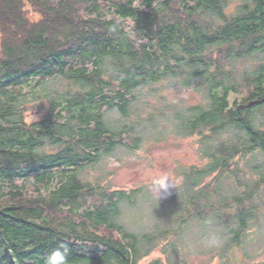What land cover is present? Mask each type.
<instances>
[{
	"label": "trees",
	"instance_id": "trees-1",
	"mask_svg": "<svg viewBox=\"0 0 264 264\" xmlns=\"http://www.w3.org/2000/svg\"><path fill=\"white\" fill-rule=\"evenodd\" d=\"M57 79L64 90L46 91ZM169 86L201 99L168 103ZM33 109L45 113L30 122ZM167 128L198 137L208 163L180 171L177 229L138 235L117 217L145 188L84 173ZM225 180L243 191L212 203ZM263 211L264 0H0V264H44L59 245L69 264H142L143 242L148 254L159 235L170 255L211 215L228 248Z\"/></svg>",
	"mask_w": 264,
	"mask_h": 264
},
{
	"label": "rangeland",
	"instance_id": "rangeland-1",
	"mask_svg": "<svg viewBox=\"0 0 264 264\" xmlns=\"http://www.w3.org/2000/svg\"><path fill=\"white\" fill-rule=\"evenodd\" d=\"M126 27L132 31L133 24L126 23ZM138 42H144L141 36L134 35ZM46 91L53 93L55 90H64L65 81L62 79L51 80L45 83ZM42 92V94H44ZM168 103H183L185 105L198 102L201 97L192 91L185 90L176 86L165 88L163 92ZM152 100V98L150 99ZM153 102L158 103L157 100ZM45 110L38 111L33 109L28 114V121L34 122L41 119ZM112 121H116L119 115L116 113L110 116ZM150 132V131H149ZM137 135H140V129ZM142 135V134H141ZM146 135V134H145ZM201 145L198 137H179L175 135L171 128L165 129L158 138L148 137L136 151L127 154L126 152L115 153L106 159V165L97 169L88 168L84 175L90 180L103 178L109 184L119 189L148 188L151 183L152 175L165 172L173 187L169 189V195L159 201L158 207L154 208L153 215H149L142 228L134 233L138 235H157L162 229H177V219L179 213L169 214L170 207L179 201L184 179L180 175L183 168L190 166H204L208 160L201 154ZM261 158H256L252 164L260 163ZM241 167L245 164L242 162ZM247 183L251 184L259 177L257 173H252L246 168ZM29 187V185H27ZM236 186V185H235ZM233 189L231 190V188ZM235 190L233 180H225L217 194L212 196V203H218L222 198L232 195ZM34 195L32 187L28 188L27 197ZM148 192H145L144 198L147 199ZM156 209V211H155ZM212 215L203 226L200 222H193L192 227L188 225L187 229L180 232L178 236V250L169 252L170 255H164L163 246L168 243L167 240L156 238L153 244L155 246L150 253L147 250L150 247L146 242L141 245L142 264H150L157 260L161 264H168V256L173 257L175 264H181L188 260L189 264H264V211L258 220L250 223L247 236L241 239L240 244H233L228 248L217 237L218 230L213 227ZM232 227L236 228L237 224ZM215 237V238H214ZM222 239V238H221ZM249 255L247 260L244 258Z\"/></svg>",
	"mask_w": 264,
	"mask_h": 264
},
{
	"label": "clouds",
	"instance_id": "clouds-1",
	"mask_svg": "<svg viewBox=\"0 0 264 264\" xmlns=\"http://www.w3.org/2000/svg\"><path fill=\"white\" fill-rule=\"evenodd\" d=\"M173 185L167 173L159 172L152 175L148 185V198H137L134 201L124 200L119 205L118 223L128 231L140 230L154 208L158 207L159 201L169 195V189ZM154 216V215H153ZM70 249L67 245H59L50 251L44 260V264H69Z\"/></svg>",
	"mask_w": 264,
	"mask_h": 264
}]
</instances>
